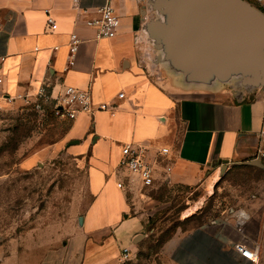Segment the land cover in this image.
I'll list each match as a JSON object with an SVG mask.
<instances>
[{"label":"crops","instance_id":"crops-1","mask_svg":"<svg viewBox=\"0 0 264 264\" xmlns=\"http://www.w3.org/2000/svg\"><path fill=\"white\" fill-rule=\"evenodd\" d=\"M106 3L114 6L121 27L116 37L97 40L72 0H0V104L4 96L37 95L44 87L59 94L74 86L90 88L96 106L115 107L73 120L69 136L80 142L72 149L88 157L94 201L64 247L37 264H140L141 246L135 239L146 236L145 221L137 211L131 215L134 203L128 207V195L113 175L125 143L169 147V178L205 187L220 177L217 161L232 165L262 157L258 133L264 125V88L239 98L223 82H188L166 61L155 66L156 50L145 28L150 15H157L152 0H82L90 8ZM46 9L57 29L50 30ZM72 33L82 41L75 64L67 68ZM153 72L162 73L164 80H155ZM109 178L114 179L113 192L106 187ZM104 191L116 194L114 205L101 207ZM245 229L249 247L259 251L264 223L254 216ZM241 238L234 220L205 222L165 241L153 264H259L235 248ZM124 248L132 251L130 260H124Z\"/></svg>","mask_w":264,"mask_h":264},{"label":"rangeland","instance_id":"rangeland-1","mask_svg":"<svg viewBox=\"0 0 264 264\" xmlns=\"http://www.w3.org/2000/svg\"><path fill=\"white\" fill-rule=\"evenodd\" d=\"M57 97L46 89L0 104V262L6 264L50 258L74 235L94 201L90 162L73 152L80 140L70 138L73 120L57 113ZM260 161L229 165L208 187L160 177L144 194L128 197V207L134 203L131 215L137 211L145 221L146 236L135 242L141 246L139 263L153 264L165 241L205 222L238 223L255 216L264 223V156ZM106 187L116 190L113 178ZM105 195L102 208L116 203V194ZM259 247L258 262L264 264V245Z\"/></svg>","mask_w":264,"mask_h":264},{"label":"water","instance_id":"water-1","mask_svg":"<svg viewBox=\"0 0 264 264\" xmlns=\"http://www.w3.org/2000/svg\"><path fill=\"white\" fill-rule=\"evenodd\" d=\"M152 6L157 15H150L145 28L156 50L155 66L166 61L188 82H223L239 98L264 88V12L249 0H152ZM156 76L164 80L162 73ZM217 164L223 171L230 161Z\"/></svg>","mask_w":264,"mask_h":264},{"label":"built area","instance_id":"built-area-1","mask_svg":"<svg viewBox=\"0 0 264 264\" xmlns=\"http://www.w3.org/2000/svg\"><path fill=\"white\" fill-rule=\"evenodd\" d=\"M264 12V0H249ZM73 7L77 11L89 29L95 33V38H114L118 35L119 27H121V18L116 13L114 6L111 3H106L100 7L90 8L83 7L82 0H72ZM48 14V24L50 30L57 29L55 20L51 17L49 10H45ZM81 39L77 33H72L70 36V55L68 66L72 67L75 64V55L78 52ZM57 49V48H56ZM3 81L0 78V83ZM46 88H41L38 95H43ZM120 98L124 97V92L119 94ZM4 99H8L6 96ZM57 99L59 105L57 113L62 117L75 120L81 113L93 115L95 111H108L115 109L113 104L100 103L98 106L93 101L92 90L81 89L74 86H65L63 91L58 94ZM113 111V110H112ZM259 134L261 149L260 154L264 156V125ZM120 161L117 163V168L114 172V177L117 186L124 191L128 197H135L144 194L147 189L153 187L160 177L168 179L173 171L172 166V150L169 147L155 148L148 144L125 143L122 146ZM145 190V191H144ZM248 219H241L237 223L241 241L235 244V248L241 255L251 260L258 261V251L249 247L248 238L246 235V222ZM123 258L125 261L131 259L132 251L129 248H124Z\"/></svg>","mask_w":264,"mask_h":264}]
</instances>
